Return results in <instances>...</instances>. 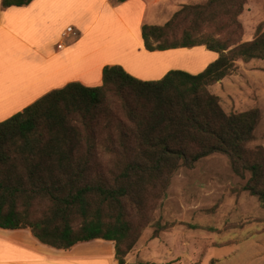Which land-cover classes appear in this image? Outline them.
Returning a JSON list of instances; mask_svg holds the SVG:
<instances>
[{"label":"trees","instance_id":"1","mask_svg":"<svg viewBox=\"0 0 264 264\" xmlns=\"http://www.w3.org/2000/svg\"><path fill=\"white\" fill-rule=\"evenodd\" d=\"M245 3H183L164 24L142 25L148 51L204 45L217 52L199 73L172 69L141 80L105 65L100 85L69 82L0 121V228H27L62 249L113 241L117 264H150L125 257L175 172L213 153L226 155L237 176L248 172L242 188L264 200V147H250L260 110L227 113L209 89L235 61L264 60L261 25L251 40L236 38Z\"/></svg>","mask_w":264,"mask_h":264},{"label":"crops","instance_id":"2","mask_svg":"<svg viewBox=\"0 0 264 264\" xmlns=\"http://www.w3.org/2000/svg\"><path fill=\"white\" fill-rule=\"evenodd\" d=\"M173 7V0H32L9 7H2L0 0V121L69 82L100 85L105 65H120L141 80L160 79L172 69L201 72L218 57L204 45L144 48L142 25L148 17L172 13ZM106 18L122 28L107 31ZM70 25L78 36L63 38ZM105 31H119L124 37L115 33L106 40ZM119 47L131 56L112 59L110 51ZM226 77L216 84H223ZM85 243L89 241L55 248L41 243L27 228H0V264H117L112 245L79 246Z\"/></svg>","mask_w":264,"mask_h":264},{"label":"rangeland","instance_id":"3","mask_svg":"<svg viewBox=\"0 0 264 264\" xmlns=\"http://www.w3.org/2000/svg\"><path fill=\"white\" fill-rule=\"evenodd\" d=\"M205 1L173 0L172 13L148 17L147 24L162 25L181 4ZM105 20V29L122 28L115 20ZM239 20L242 29L236 38L251 40L259 25L264 28V0H246ZM207 26L213 29L214 25ZM107 31L103 33L106 40L115 33L124 37L119 31ZM224 81L211 85L210 91L219 97L227 113L259 108L261 117L250 147H264V60L235 61ZM249 177L248 172L243 178L237 176L229 158L221 153L199 159L192 168L180 167L172 176L164 198L152 211L153 221L126 255V262L264 264V200L242 188ZM153 231L158 236H152ZM101 240L79 246L114 248L113 241Z\"/></svg>","mask_w":264,"mask_h":264},{"label":"bare ground","instance_id":"4","mask_svg":"<svg viewBox=\"0 0 264 264\" xmlns=\"http://www.w3.org/2000/svg\"><path fill=\"white\" fill-rule=\"evenodd\" d=\"M129 48V47H128ZM131 48H132V46H131ZM116 49V48H115ZM129 50V49H128ZM109 51V50H108ZM110 53H111V55H110V57L111 56H131V53L130 52H128L127 50H124V49H121L120 47L118 48V50L116 49V50H112V51H110ZM109 53V54H110ZM107 56H108V54H107ZM112 59H113V57H111ZM108 59H109V57H108ZM169 61V60H168ZM142 63V62H141ZM168 63V62H167ZM145 64H147V62L145 63ZM168 64H172V62H170V63H168ZM163 66V65H162ZM159 68H161V66L160 67H150L149 69H151V70H156V69H159Z\"/></svg>","mask_w":264,"mask_h":264},{"label":"built area","instance_id":"5","mask_svg":"<svg viewBox=\"0 0 264 264\" xmlns=\"http://www.w3.org/2000/svg\"><path fill=\"white\" fill-rule=\"evenodd\" d=\"M69 35H71L72 37L78 36V31H76L71 25L66 27L65 31L62 33L63 38H66Z\"/></svg>","mask_w":264,"mask_h":264}]
</instances>
